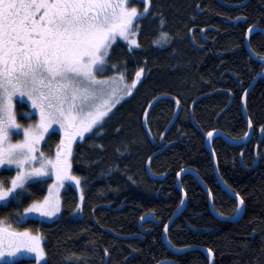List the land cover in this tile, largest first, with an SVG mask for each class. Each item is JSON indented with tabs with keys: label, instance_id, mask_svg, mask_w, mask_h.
<instances>
[{
	"label": "trees",
	"instance_id": "1",
	"mask_svg": "<svg viewBox=\"0 0 264 264\" xmlns=\"http://www.w3.org/2000/svg\"><path fill=\"white\" fill-rule=\"evenodd\" d=\"M146 6L148 14L137 17L135 35H129L139 47L117 37L103 73L95 74L98 81L119 76L128 90L127 83L136 87L124 96L109 93L99 102L107 115L91 132L72 138L69 174L79 186L63 183L67 187L52 219L31 217L18 225L16 217L32 203L42 205L47 185L55 183L51 175L25 180L22 197L1 202L0 220L7 230L24 228L41 236L43 264H210L205 252L213 264H264V135L254 152L264 133V76L245 101L250 139L235 146L215 136L210 144L221 181L244 202L241 217L216 218L201 185L182 173L194 171L209 190L215 213L233 217L237 201L219 185L205 138L220 132L240 141L248 133L241 100L264 71V36L249 29L264 32V0H130L127 5L143 11ZM33 114L30 127L36 123ZM57 126L36 144L39 154L53 157L62 150L65 136ZM12 173H0L4 188ZM143 217L150 220L140 224ZM3 250L9 251L0 247V258Z\"/></svg>",
	"mask_w": 264,
	"mask_h": 264
},
{
	"label": "snow or ice",
	"instance_id": "2",
	"mask_svg": "<svg viewBox=\"0 0 264 264\" xmlns=\"http://www.w3.org/2000/svg\"><path fill=\"white\" fill-rule=\"evenodd\" d=\"M144 2L149 4L150 0ZM129 3L130 0H0V143L9 139V129L20 128L12 111L14 96H26L32 107L40 110L39 125L24 131L23 143L0 147V165L14 164L20 169L35 159V145L53 124H58L65 136L63 148L54 160L43 159L41 153L39 168L27 175L18 173L7 190L0 185V201L13 193L19 199L17 189L27 191L26 179L52 173L58 183L67 180L79 186V179L69 174V145L74 136L91 132L107 115L102 110L104 105L97 106L94 112L85 111L89 102L101 95L93 85L104 82L96 80L95 74L103 73L108 49L117 37L139 47L134 39L129 40V35H135L133 22L137 17L149 12L146 6L138 14L136 8L127 7ZM142 72L143 69L136 73L137 79ZM58 211V206L48 199L28 209L47 217ZM0 247H7L9 256L21 249L35 252L40 258L44 255L27 232L16 234L0 229Z\"/></svg>",
	"mask_w": 264,
	"mask_h": 264
},
{
	"label": "rangeland",
	"instance_id": "3",
	"mask_svg": "<svg viewBox=\"0 0 264 264\" xmlns=\"http://www.w3.org/2000/svg\"><path fill=\"white\" fill-rule=\"evenodd\" d=\"M100 79H101L100 81L105 80L101 77H100ZM123 82H124L123 78L116 76V77L109 79V81H104L103 84L93 85V87L100 90L101 95L99 96L98 99L90 101L89 105L87 106L85 111H93L94 112L97 106L103 105V104H100L99 102L101 101V103H102L103 102L102 100H106V97L109 93H111V94L113 93L117 97L121 96V95L124 96L125 93L127 92L128 86H126V83L124 84ZM127 85H130V84L127 83ZM16 110L19 111V114L16 113ZM12 111L15 113L16 117L18 116L21 120L20 128L19 129H12L15 132H12L9 135V139L4 141V143H9L10 141H12V139H14V141L16 142V140H18L20 138V142L18 144H21L25 140L24 131L27 129H34L37 125H39V123H40V110H39V108H33L32 107V101L29 100L26 96L21 97V96L17 95V96H14L12 98ZM33 112L37 113V115H39V118L37 119L35 125L30 127V122H31V114L30 113H33ZM34 117L35 116H33L32 118H34ZM56 128L58 129V131L63 132V130H60L59 126H57ZM17 130L18 131L20 130L21 132L19 133ZM83 133H85V132H83ZM21 135H23V136H21ZM38 143H43V141L40 140ZM35 149L40 150L41 148H39L37 145H35ZM53 149H56V148L53 147ZM38 152L39 151L35 150V152L32 153V156L35 157V159L29 160V162L26 163L20 169H17L16 165H14V164L0 165V173L2 171H5V170H8V171L11 170L13 173L11 176H9L10 182H12V180L16 179L18 173H23V174L27 175V173L31 172L33 169L39 168L41 166V159L42 158H41V154H39ZM54 156L53 157H46L43 155V159H53L54 160V158H55ZM70 162H71V157L69 158V163ZM50 175L55 178V183H54V185H52V182H51L50 185H47L48 194H47L46 198L44 199V201L46 199H48L52 203L55 204V203H58L60 193L63 192V190L67 187V185L66 184L64 185L63 183L68 182V181L65 180L61 184V183L57 182L56 176L54 173H52ZM40 179H45V178L44 177H36V180H40ZM33 180H35V177H31V178L26 179V181H28V182L29 181L31 182ZM9 187H11V185ZM4 189L7 190V188H4ZM17 192L20 194L19 196H21V197L23 196L20 189H17ZM55 192L57 194H55ZM14 195H16V193H13L9 197H12ZM5 201H7V200H5ZM1 202L2 201H0V205H5ZM33 205H36V204L32 203L28 207V209L30 207H32ZM28 209L25 208L16 217L17 219H19V220H16V223L18 225L21 224L24 220H27L31 217H33L32 219H35V220H41L43 222H47V220H50L55 215H57V214H55L54 216H51V217L40 216L39 213H37V212H31V213L28 212ZM7 226H8V224L4 220H0V229L7 230V228H6ZM8 230L13 232V233H16V234L27 232L29 234V237H31L35 243L39 244V247L43 250V253H44L42 238L38 234H36V233L32 234L31 231L24 229V228H19V230H18L19 232H16V230L10 226L8 227ZM4 248H6V247H4ZM12 251H15V249L13 248ZM7 252L8 251L3 250V253L5 255L0 258V264H43V262L45 260V254L43 255V258H40L36 255L35 252H29V251H26L24 249H21L20 252L18 254L13 255V257L7 255ZM7 257H9V258H7Z\"/></svg>",
	"mask_w": 264,
	"mask_h": 264
},
{
	"label": "water",
	"instance_id": "4",
	"mask_svg": "<svg viewBox=\"0 0 264 264\" xmlns=\"http://www.w3.org/2000/svg\"><path fill=\"white\" fill-rule=\"evenodd\" d=\"M246 2H247V1H246ZM246 2H245V3H246ZM245 3H244V4H245ZM240 6H242V5H238V6H230L229 8H238V7H240ZM227 7H228V6H227ZM253 31H259V32L264 36V32L261 31V30L253 29ZM245 45H246V49L249 50V47H248V39H246V41H245ZM255 59H256V58H255ZM258 61H259V60H258ZM260 62L264 65V61H260ZM263 76H264V73L258 75V76L253 80L252 85H251V86L245 91V93H244V95H243V98H242V100H241L242 115H243L245 121L247 122V124H248V126H249V130H248V133H247V139H246L245 141H242V142H235V141L229 140L227 137H225V136H224L223 134H221L220 132H212V135H211V136L207 135L206 138H205L206 146H207V148H208V150H209V152H210V156H211V159H212V161H213V170H214V173H215V177H216V179H217L219 185L221 186V188H222V189H223L228 195H230L231 197H233V198L237 201L238 208L241 209V210L239 211L238 216H237L236 218H234V219L222 218V217L218 216V215L215 213V211H214V209H213V206H212V197H211V194H210L209 190L207 189V187L204 185V183L199 179V177L197 176V174H196L194 171L190 170V169H187V170H185L184 172H182V173H188V174H190L191 176H193V178H194V179H195V180L201 185V187L204 189V191H205V193H206V195H207V198H208V205H209V209H210L211 213H212L216 218H218V219L221 220V221H226V220H232V221H235V220H238V219L241 217V215H242V213H243V211H244V205H241V204H240V198H239L237 195H235L233 192H231V191H230V190H229V189L223 184V182L221 181V179H220V177H219V174H218V170H217V164H216V160H215V155L213 154V152L211 151L210 146H209V140H210V138L213 137V136H220L222 139H224L225 141H227L228 143H230V145L238 146V145H241V144L245 143L247 140L250 139L253 130H252V128H251V126H250V122H249V120H248V118H247V116H246V112H245V101H246V97H247V95L249 94V91H250V90L252 89V87L254 86L256 80H258L259 78H261V77H263ZM134 83H135V82H134ZM135 84H136V83H135ZM131 89H135V88H132V86H131ZM262 139H263V134L260 135V142L262 141ZM256 163H257V161L255 162V165H254V166H256ZM180 176H181V174L177 175V177H176V186H177V188L180 190V192H181V194H182V196H183V206H184L185 203H186V199H185V195H184V193H183V191L181 190L180 185H179V179H180ZM148 220H150V218L143 217V218L140 220V224L145 223V222L148 221ZM165 235H166V229H165V231H164V236H163V237H164V241H165ZM165 242H166V241H165ZM174 252H177V251H174ZM205 253H206V254L208 255V257H209L210 264H213V258H212V256H211V254L208 253V252H205ZM165 264H167V263H165ZM170 264H173V263H170Z\"/></svg>",
	"mask_w": 264,
	"mask_h": 264
},
{
	"label": "flooded vegetation",
	"instance_id": "5",
	"mask_svg": "<svg viewBox=\"0 0 264 264\" xmlns=\"http://www.w3.org/2000/svg\"><path fill=\"white\" fill-rule=\"evenodd\" d=\"M129 5V4H128ZM137 9V8H136ZM138 11H142V12H140V13H143L144 11L142 10V9H137V13H138ZM139 13V14H140ZM135 23V21L133 22V24ZM33 116H35L34 117V119L37 121V119L39 118V115H37V113L36 114H33ZM32 116V117H33ZM18 131V130H17ZM12 132H15L14 130H12V129H9V135L12 133ZM21 136H23V135H21ZM20 142V141H19ZM259 144H260V141H259V143L256 145V147H255V149H254V152L256 153V151H257V148H258V146H259ZM254 159H255V162L258 160L257 159V157H253Z\"/></svg>",
	"mask_w": 264,
	"mask_h": 264
}]
</instances>
